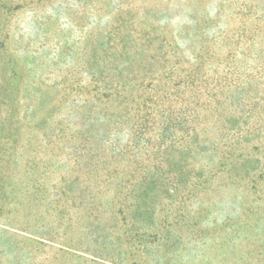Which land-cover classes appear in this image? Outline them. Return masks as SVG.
<instances>
[{
  "label": "rangeland",
  "instance_id": "obj_1",
  "mask_svg": "<svg viewBox=\"0 0 264 264\" xmlns=\"http://www.w3.org/2000/svg\"><path fill=\"white\" fill-rule=\"evenodd\" d=\"M10 1L23 7L10 15L0 13V19L8 20L6 27L0 25V131L5 118L14 120L6 150L0 153L15 161L9 166L11 199L0 210V264H112V257L120 252L125 264H264V156L260 153L254 158L263 169L256 172L261 177L257 188L243 183L232 186L225 177L218 178L215 188L201 197L205 239L181 244L166 255L167 248L158 252L154 244L149 254H136L129 251L131 244L124 237L117 247L115 237L105 241L115 225L108 216L100 213L101 221L92 225L91 210L85 206L69 210L68 220L52 204L53 190L60 194L65 187L61 177L71 171L74 147L80 145L74 146L71 137L79 138L83 126L90 125L82 118L83 111L73 108L82 106L79 93L92 89L88 88L98 70L97 59L103 56L104 36L112 34L116 41L109 50L120 53L122 46L114 44L132 35L138 45L134 47L141 50L145 45L137 59L154 58L160 43L137 40L144 29L141 24L167 27L162 37H175L183 59L193 61L210 50L213 55L206 59L225 61L234 59V53L242 72L253 73L257 80L264 70V0ZM121 11L138 13L139 28L126 29ZM262 83L255 92L264 90ZM92 105L91 101L88 106ZM261 105L252 110L256 127L264 131ZM4 134L0 132V142L7 137ZM79 151L75 150L76 157L81 156ZM76 177L80 184L74 190H86L87 204L94 182L83 172ZM72 196L68 193L66 198ZM95 226L96 233H91Z\"/></svg>",
  "mask_w": 264,
  "mask_h": 264
},
{
  "label": "trees",
  "instance_id": "obj_2",
  "mask_svg": "<svg viewBox=\"0 0 264 264\" xmlns=\"http://www.w3.org/2000/svg\"><path fill=\"white\" fill-rule=\"evenodd\" d=\"M22 7L0 0L3 16ZM131 12L119 14L126 29H135L139 23L138 13ZM3 16L0 25L6 27L8 20ZM141 25L144 29L136 39L147 45L159 42V55L137 59L145 45L143 52L134 47L138 45L132 35L114 44L122 46L120 53L111 52L116 39L112 34L104 36L103 56L97 59L98 70L88 88L92 89L80 92L82 106L73 108L82 110V118L90 125L83 126L79 138L71 137L74 146L80 145L74 147L71 171L61 177L65 187L60 194L53 190L52 204L68 220L69 210L85 206L91 210L92 225L101 221L97 219L100 213L108 216L115 225L105 241L115 237L117 247L124 237L131 244L129 251L149 254L154 244L158 252L167 248L166 255L181 244L205 239L201 197L215 188L218 178L225 177L232 186L243 183L257 188L261 177L256 172L263 169L254 158L258 153L264 156V131L256 127L252 109L264 103V90L255 92L261 81L264 84V70L256 80L253 73L242 72L234 53V59L225 61L206 59L213 55L210 50L187 61L175 37H162L167 27ZM245 104L252 111H246ZM13 123V118L3 120L0 132L7 137L0 142V151L6 150ZM94 144L98 145L95 149ZM78 149L81 156L76 157ZM14 162L0 153V210L11 199L9 166ZM82 172L94 182L95 191L87 204L83 202L86 190H74L80 184L76 174ZM68 193L73 195L71 200L66 198ZM63 200L67 205H61ZM121 256L120 252L112 257L111 263L125 264Z\"/></svg>",
  "mask_w": 264,
  "mask_h": 264
}]
</instances>
